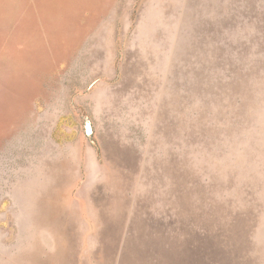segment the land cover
<instances>
[{"label": "rangeland", "instance_id": "rangeland-1", "mask_svg": "<svg viewBox=\"0 0 264 264\" xmlns=\"http://www.w3.org/2000/svg\"><path fill=\"white\" fill-rule=\"evenodd\" d=\"M0 264H264V0H0Z\"/></svg>", "mask_w": 264, "mask_h": 264}]
</instances>
